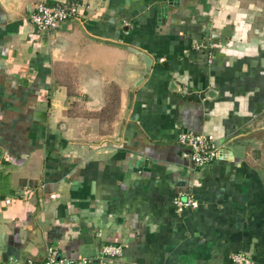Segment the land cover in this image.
<instances>
[{
  "label": "crops",
  "instance_id": "obj_1",
  "mask_svg": "<svg viewBox=\"0 0 264 264\" xmlns=\"http://www.w3.org/2000/svg\"><path fill=\"white\" fill-rule=\"evenodd\" d=\"M38 1L0 0V261L55 246L74 264H232L239 250L264 264V168L247 150L264 128L248 130L264 123V0H48L80 4L48 33L29 20ZM117 44L154 58L141 86ZM185 131L222 156L195 167ZM180 192L199 207L178 212Z\"/></svg>",
  "mask_w": 264,
  "mask_h": 264
},
{
  "label": "built area",
  "instance_id": "obj_2",
  "mask_svg": "<svg viewBox=\"0 0 264 264\" xmlns=\"http://www.w3.org/2000/svg\"><path fill=\"white\" fill-rule=\"evenodd\" d=\"M80 4L77 1H63L50 3L41 0L30 11L29 20L39 33H48L60 28L65 22L80 15ZM199 47V46H198ZM216 138L210 133L197 134L191 131L182 132L179 135V143L184 147L183 155L192 160L197 168H204L218 159L223 154V149L217 144ZM6 203H11L8 198ZM174 205L178 212L188 208H198L199 201L194 196L186 193H178L174 198ZM104 256H117L122 254V247L106 245L103 247ZM232 264H258L245 251H236L231 254ZM0 264H74L73 261L60 256L57 247L50 246L47 249L46 258L43 260L27 258L11 262L0 261Z\"/></svg>",
  "mask_w": 264,
  "mask_h": 264
},
{
  "label": "rangeland",
  "instance_id": "obj_3",
  "mask_svg": "<svg viewBox=\"0 0 264 264\" xmlns=\"http://www.w3.org/2000/svg\"><path fill=\"white\" fill-rule=\"evenodd\" d=\"M119 108L120 105H106L105 108H103V110L101 111V114L104 119H112L116 114L120 113ZM257 125L258 127H262L264 123H261V125H259V122L255 121L253 125H251V128H249L248 130H252V127H257ZM256 127L254 129H258V127ZM253 133V136H250V142L247 147V150L250 151L249 159L253 164L264 168V128H262L261 130H254Z\"/></svg>",
  "mask_w": 264,
  "mask_h": 264
},
{
  "label": "water",
  "instance_id": "obj_4",
  "mask_svg": "<svg viewBox=\"0 0 264 264\" xmlns=\"http://www.w3.org/2000/svg\"><path fill=\"white\" fill-rule=\"evenodd\" d=\"M170 4H179V0H169ZM168 8L165 7L162 12L159 14V18L161 19L163 16V13L167 12ZM118 46L127 49L131 52H133L134 54H136L138 56V58L140 59V61L143 63V70L141 71L140 77L136 80L135 84L133 85V88H137L139 86L142 85V83L145 81L146 79V75L150 73L153 63H154V58L148 54L147 52L132 46V45H125V44H117ZM132 97L130 96V102H131ZM129 102V104H130ZM120 140V139H118ZM140 161H138L137 165L139 166ZM145 164H148L147 162H145ZM136 170L138 169L137 167L135 168Z\"/></svg>",
  "mask_w": 264,
  "mask_h": 264
}]
</instances>
